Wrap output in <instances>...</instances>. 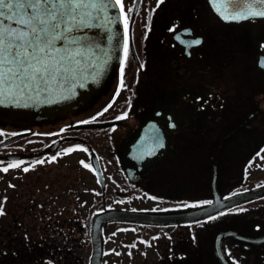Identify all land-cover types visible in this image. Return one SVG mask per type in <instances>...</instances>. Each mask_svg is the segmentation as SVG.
<instances>
[{
	"label": "flooded vegetation",
	"instance_id": "flooded-vegetation-1",
	"mask_svg": "<svg viewBox=\"0 0 264 264\" xmlns=\"http://www.w3.org/2000/svg\"><path fill=\"white\" fill-rule=\"evenodd\" d=\"M122 3L129 54L86 103L0 114V264H69L73 248L90 264L100 212L212 204L184 221L104 222L101 264H264V18L226 22L223 0ZM39 165L48 186L34 177L18 204Z\"/></svg>",
	"mask_w": 264,
	"mask_h": 264
},
{
	"label": "snow or ice",
	"instance_id": "snow-or-ice-1",
	"mask_svg": "<svg viewBox=\"0 0 264 264\" xmlns=\"http://www.w3.org/2000/svg\"><path fill=\"white\" fill-rule=\"evenodd\" d=\"M223 4L224 10L217 6L216 11L226 22L264 18V0H223ZM117 6L119 15L110 16L109 10ZM121 20L126 60L129 18L122 0H0V104H18L26 93L31 98L33 92H46L54 81L71 71L88 47L77 33L86 28L111 33V25ZM192 43L198 45L201 41ZM120 71L122 75L123 62ZM19 166L13 163L3 170Z\"/></svg>",
	"mask_w": 264,
	"mask_h": 264
},
{
	"label": "water",
	"instance_id": "water-1",
	"mask_svg": "<svg viewBox=\"0 0 264 264\" xmlns=\"http://www.w3.org/2000/svg\"><path fill=\"white\" fill-rule=\"evenodd\" d=\"M108 14L110 16L119 15V7L110 9ZM77 35L84 38L88 47L83 56L78 57L77 62L71 66V71L64 74L63 78L54 81L46 92H41L39 95L33 92L31 98L26 93L18 104H0V114L8 116L14 114L19 118L34 119L54 116L87 102L96 91L109 81L112 72L123 56L122 20L111 25V33L101 28H86ZM109 35L113 38L109 39ZM24 134L26 133L8 138L2 143L13 141ZM9 157L16 158L19 155ZM214 206L215 204H212L201 209L169 213L115 209L100 212L93 219L94 249L91 264H101L103 257L102 225L108 220H136L150 223L184 221L208 214L213 211Z\"/></svg>",
	"mask_w": 264,
	"mask_h": 264
},
{
	"label": "rangeland",
	"instance_id": "rangeland-1",
	"mask_svg": "<svg viewBox=\"0 0 264 264\" xmlns=\"http://www.w3.org/2000/svg\"><path fill=\"white\" fill-rule=\"evenodd\" d=\"M34 167L35 166H32L31 168H29L28 172L20 175L21 181L18 183L19 184L18 187L20 188V190H16V191L13 190L12 191V193L20 192V194L22 195V197H19L20 199H17L18 204L26 203V200H25L26 196H23V194L32 195V192H30V191L34 190V186H36L34 184V179L36 177H38L39 181L41 180V182L46 183L43 185V187L46 188L48 186V182L50 181V178L52 177V172H54V171H52V169L47 170L48 169L47 166L41 168L40 165H39L40 169L38 170V172L31 171ZM69 169H68L69 172L66 173V176H65L66 178L70 177V175L72 173H75V172L78 173V170H75L72 164L69 165ZM22 184H23V191L21 189ZM26 184L28 185L27 190H26ZM38 185H39V182H38ZM43 187H42V189H40V191L45 190V189H43Z\"/></svg>",
	"mask_w": 264,
	"mask_h": 264
},
{
	"label": "trees",
	"instance_id": "trees-1",
	"mask_svg": "<svg viewBox=\"0 0 264 264\" xmlns=\"http://www.w3.org/2000/svg\"><path fill=\"white\" fill-rule=\"evenodd\" d=\"M72 254L73 255L71 256V261H70L69 264H78L77 263V259L79 258L80 254H81V250L79 248H73L72 249Z\"/></svg>",
	"mask_w": 264,
	"mask_h": 264
}]
</instances>
